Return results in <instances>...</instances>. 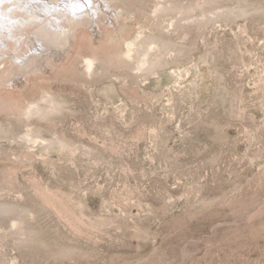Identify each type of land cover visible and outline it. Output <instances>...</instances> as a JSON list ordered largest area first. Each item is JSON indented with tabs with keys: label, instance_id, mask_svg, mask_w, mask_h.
I'll return each mask as SVG.
<instances>
[{
	"label": "rangeland",
	"instance_id": "374dc122",
	"mask_svg": "<svg viewBox=\"0 0 264 264\" xmlns=\"http://www.w3.org/2000/svg\"><path fill=\"white\" fill-rule=\"evenodd\" d=\"M157 2L0 87V264H264V0Z\"/></svg>",
	"mask_w": 264,
	"mask_h": 264
},
{
	"label": "bare ground",
	"instance_id": "6f19581e",
	"mask_svg": "<svg viewBox=\"0 0 264 264\" xmlns=\"http://www.w3.org/2000/svg\"><path fill=\"white\" fill-rule=\"evenodd\" d=\"M132 1L134 0H114V3L109 0H3V3H0V87L6 84L7 79L15 81L19 76L35 74L47 65L52 66L55 62L54 57L62 51L70 52L74 47L73 38L77 36L78 26L91 22L79 16L90 12L89 5L90 9L91 7L94 9L95 6L101 9L103 2L107 3V6L104 5L108 7L106 13L111 15L112 22L116 23L125 19ZM165 1L158 0L153 10L156 16L180 10L172 2ZM72 10L81 12L78 15ZM141 42L143 41L139 44H142ZM165 44L167 45L165 41L158 43L162 47ZM133 45L134 43L128 44L127 50L123 53L127 57L138 54L148 63L153 48L148 46L134 48ZM94 55H81L88 73L93 72L98 63ZM42 59H46L47 62L41 63ZM152 61L151 64H154L156 59L152 58ZM6 62H9L10 66L1 68ZM19 73L23 74L19 75ZM42 99L51 103L47 94H44ZM42 108L38 100H31L26 115L30 117L34 113L43 111ZM22 139L37 141L30 132L22 136Z\"/></svg>",
	"mask_w": 264,
	"mask_h": 264
},
{
	"label": "snow or ice",
	"instance_id": "6c2138e0",
	"mask_svg": "<svg viewBox=\"0 0 264 264\" xmlns=\"http://www.w3.org/2000/svg\"><path fill=\"white\" fill-rule=\"evenodd\" d=\"M0 3H3V0H0Z\"/></svg>",
	"mask_w": 264,
	"mask_h": 264
}]
</instances>
